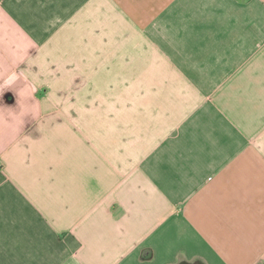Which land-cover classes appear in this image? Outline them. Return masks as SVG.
<instances>
[{
  "label": "crops",
  "instance_id": "1",
  "mask_svg": "<svg viewBox=\"0 0 264 264\" xmlns=\"http://www.w3.org/2000/svg\"><path fill=\"white\" fill-rule=\"evenodd\" d=\"M0 264H264V0H0Z\"/></svg>",
  "mask_w": 264,
  "mask_h": 264
},
{
  "label": "clouds",
  "instance_id": "2",
  "mask_svg": "<svg viewBox=\"0 0 264 264\" xmlns=\"http://www.w3.org/2000/svg\"><path fill=\"white\" fill-rule=\"evenodd\" d=\"M16 77L11 76L6 82H5V87L7 89L11 88V84L15 82Z\"/></svg>",
  "mask_w": 264,
  "mask_h": 264
}]
</instances>
